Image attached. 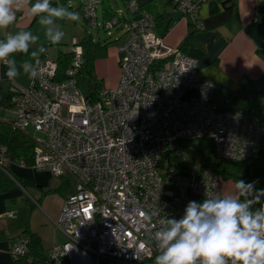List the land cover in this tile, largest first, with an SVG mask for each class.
Instances as JSON below:
<instances>
[{"label":"built area","instance_id":"obj_1","mask_svg":"<svg viewBox=\"0 0 264 264\" xmlns=\"http://www.w3.org/2000/svg\"><path fill=\"white\" fill-rule=\"evenodd\" d=\"M100 3H82L92 28L100 26ZM172 3L202 28L197 0ZM125 12L118 9L112 20H101L109 34L124 29L127 38L117 47L118 83L101 88L98 101L87 99L72 77L81 64L80 46L74 47L64 78L56 59L40 57L42 74L29 77V85L12 98L11 118L6 120L30 134L32 162L10 161L0 146V169L13 179L4 166L15 162L74 183L58 219L52 221L64 241L50 249L49 264H154L158 249L152 236L164 215L181 218L188 202L203 201L206 192L223 196L218 173L210 168L177 172L162 164V155H179L178 143L202 139L211 141L214 162L248 164L260 152V118L241 110H219L216 83L195 78L196 58L165 44L154 16L136 0L126 2ZM12 217V212L0 213V232ZM27 246L28 239L21 236L9 253L24 256Z\"/></svg>","mask_w":264,"mask_h":264},{"label":"crops","instance_id":"obj_2","mask_svg":"<svg viewBox=\"0 0 264 264\" xmlns=\"http://www.w3.org/2000/svg\"><path fill=\"white\" fill-rule=\"evenodd\" d=\"M136 1L140 5L149 1L154 4L155 14L160 17L156 32L168 46L178 49L185 38L193 34L195 45L186 52L198 62L196 80H212L216 86L235 90L240 77L246 74L255 81L257 88L264 90V1L235 0L233 6L226 8L217 1V10L213 13L208 0H197V14L202 23L200 29L193 25L191 15L181 13L169 0ZM31 24L32 14L28 3H25L16 11L15 22L7 29L0 30V37L5 39L9 33H13V27L24 29ZM260 105L264 109V100L260 101ZM59 186L52 190L51 194L56 195L53 200L45 202L42 197H31L34 201L30 200L32 205L28 212L14 209L16 205L29 204L27 195H23L27 198H24L25 203H19L14 195L10 196L7 192L0 194V212L13 213L12 218L2 223L0 264H20L11 256L9 248L16 244L26 230L40 238L44 256L53 246L63 243L64 235L52 223L58 219L68 196V191ZM234 187L235 182L231 180L222 182L223 196L233 194Z\"/></svg>","mask_w":264,"mask_h":264},{"label":"clouds","instance_id":"obj_3","mask_svg":"<svg viewBox=\"0 0 264 264\" xmlns=\"http://www.w3.org/2000/svg\"><path fill=\"white\" fill-rule=\"evenodd\" d=\"M25 3L31 4V14L39 17L51 44L64 37L61 28L55 27L58 21L78 19L77 13L53 6L51 0H0V30L15 22L16 11ZM39 40L26 30L0 39V62L9 80L14 81L21 69L32 79L42 74L39 56L45 47L31 52L35 63L24 61L18 67L15 59V54L29 53ZM257 183L237 180L233 194L209 197L206 192L203 201L188 202L181 218L164 215L152 236L158 249L154 264H264V189H257Z\"/></svg>","mask_w":264,"mask_h":264},{"label":"trees","instance_id":"obj_4","mask_svg":"<svg viewBox=\"0 0 264 264\" xmlns=\"http://www.w3.org/2000/svg\"><path fill=\"white\" fill-rule=\"evenodd\" d=\"M68 1L69 0H51V3L53 6L62 5L65 7ZM121 1L125 6L124 10L126 11V2L128 0ZM208 1L210 11L213 13L217 10V1H220L222 6L225 8L233 6L235 3V0ZM31 2L34 3L35 0H31ZM169 2L172 3V0H169ZM82 3L83 2H81L79 5V10L82 8ZM100 4L102 21L112 20L117 16V10L113 8L111 0H101ZM28 5L31 7L30 3H28ZM140 7L147 10L154 16L156 27L158 28L160 17L159 15L155 14L154 4L149 1L146 4L140 5ZM38 19L39 17L32 16V22L37 21ZM167 28L168 26L165 27V30H167ZM0 39L3 38L0 37ZM107 45L108 42L101 45L100 40L94 41L92 37H89L88 39L84 37L80 42L75 43L70 51L59 52L56 57L58 72L60 76L64 78L65 70H67V68L70 66V63L74 57V47L80 46L82 48L81 64L72 77L75 79L77 85L78 80L84 82L88 92L85 97L92 102L99 100L98 93L101 90V87H99L95 82L96 73L94 56L100 47H106ZM194 45L195 39L191 33L185 38L182 45L178 49L182 52H186L189 47ZM44 47L46 48V46ZM45 53H42L40 57L45 56ZM24 55L25 54H15V59L17 60L18 65L24 62ZM19 90L20 88L14 85L11 80L0 79V110H9L13 107L12 98L18 93ZM261 100H264V90L257 88L255 81L246 74L240 77L238 87L235 90H231L223 86H217L214 95V101L218 105L219 110H241L249 114H255L260 118L261 122L264 123V109H262L260 105ZM0 146H5V155L10 161L23 160L28 165L31 164L33 150L32 138L30 134L24 133L14 128L11 121L0 119ZM161 162L167 166H174L177 172L185 174L190 172V169L187 166L182 154H164L162 155ZM202 168H210L214 172L218 173L222 180H231L233 182H236L240 179L244 180L245 182L250 180L257 182L264 180V138H262L261 148L257 159L251 163L247 164L235 161L214 162L212 157H210L206 159L203 158L201 160L200 169ZM4 169L8 171V165L4 166ZM13 179H11L4 170L0 169V191L6 190L12 186L14 183ZM15 180L19 182V180ZM59 187L66 189L68 194L74 191V183L69 177L61 178V184ZM256 207H259V205H256ZM21 236H24L28 239V250L24 256L15 257V261L20 264H49L46 261L47 256H44L42 253L40 238L28 230L24 231Z\"/></svg>","mask_w":264,"mask_h":264},{"label":"rangeland","instance_id":"obj_5","mask_svg":"<svg viewBox=\"0 0 264 264\" xmlns=\"http://www.w3.org/2000/svg\"><path fill=\"white\" fill-rule=\"evenodd\" d=\"M81 2H83V0H69L66 3L65 7L77 13L78 19L75 21L64 20L57 22L55 27L61 28V30L64 32L63 39L57 44H51L46 40L43 26L39 25L38 20L32 22V24L27 28L16 29L13 27L11 30L13 33L22 30L31 31L33 34L40 37V40L37 42V44L30 47L29 53L24 55V61H29L32 63H34L35 58L31 56V52L38 51L40 46H46L45 56L47 58L56 59L59 52L70 51L74 44L80 42L84 37L87 39L92 37L94 41L100 40L101 45L108 42V45L106 47H100L94 56L96 73L95 82L102 89L114 88L118 83L120 75L117 47L125 42L127 34H125L124 29H112L109 34L104 28L101 27V4L97 6V17L100 22V26L98 28H92L90 23H88L84 18L81 10H79V5ZM111 4L115 10L122 9L125 12V6L121 0H111ZM0 73V78H8L5 75L6 66L2 62L0 64ZM11 81L19 88H25L29 85L30 78L27 74H24L23 71L20 70V74L15 78L14 81ZM78 87L84 96L88 94L87 87L81 80H78ZM62 114L65 116L66 111L63 110ZM9 118H11L10 110L1 109L0 119L6 120ZM28 130L32 135L34 134L32 128H29ZM178 149L192 173L200 168L201 160L203 158L206 159L212 157V143L207 139L181 141L178 143ZM8 170L13 178H16L17 180L19 179V184L15 183L14 181L12 186H10L7 191L2 190L0 191V194L7 192L10 194V196L14 195V199L19 203H25V199L29 198V204L27 206H24V204H21L19 207H17V205L14 206V209L17 211L25 210L28 212L30 206L32 205V201H34L31 197H34L35 199L42 197V200H45V202H47V200H53L52 198H54L56 195L51 194L52 190L60 185L61 178H63L54 176L47 170L40 171L30 168H22L15 162L9 164ZM224 181L227 180H222V182ZM252 181L253 180H250L248 182ZM255 187L258 189H264V180H260ZM24 194L27 195V198L23 196ZM21 195L23 196V201H21ZM6 212L10 211H4L0 213Z\"/></svg>","mask_w":264,"mask_h":264}]
</instances>
